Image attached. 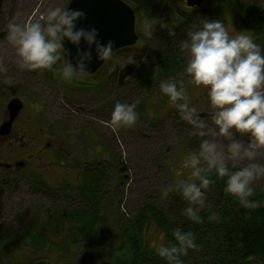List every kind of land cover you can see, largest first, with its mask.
Here are the masks:
<instances>
[{
  "label": "flooded vegetation",
  "instance_id": "1",
  "mask_svg": "<svg viewBox=\"0 0 264 264\" xmlns=\"http://www.w3.org/2000/svg\"><path fill=\"white\" fill-rule=\"evenodd\" d=\"M38 1L0 0V62L7 67V72L0 73V264H93L94 259L100 260L106 254L102 251L104 230L101 227L106 182L111 177L128 179L129 170L123 166L125 158L118 146L106 143L104 129L98 125L105 123L101 116L97 118L96 126L89 123L85 128L83 138L79 139L81 148L76 152L67 131L72 124H67L63 131L61 124L56 125L46 113L43 114L49 104L45 99L54 92L58 93L52 74L33 71L38 73L40 86H45V90L31 88L24 70L16 63L15 50L4 39L9 18L16 16L20 23L36 18L33 11ZM71 1L61 6L69 7ZM205 1L189 7L191 11L185 12L182 21L168 29V34L165 33L159 42L153 44L152 41L147 58L141 60L136 52L141 35L134 12L138 41L118 49L111 59L125 56L122 59L125 66L111 68L112 61L109 60L95 73L76 78L100 74L95 93L101 92L105 79L111 80V85L117 82L115 87L119 95L114 94V105L117 101L133 102L126 101L127 96L141 98L136 107L141 121H147L152 115L149 106L154 104L161 110L156 117L151 116L152 119L161 122L170 116L178 131L192 127L177 115L168 97L160 91L159 84L170 77L177 81L187 79L186 62L178 55L179 51L175 48L172 51V47L177 44L176 47L180 48L181 28L194 30L197 22L202 26L203 15L196 9ZM52 6L50 1L48 7ZM249 16L264 26V17L259 13L252 12ZM63 54L69 62L67 52L63 50ZM196 87L203 86L188 85L189 102L199 111L209 109L211 106L204 88L198 94ZM123 89L127 92H121ZM194 94L198 97L194 98ZM30 96H33L31 111L34 115L25 116ZM103 99L102 92L97 96V114L103 113ZM13 100L21 101L23 109L12 120L8 105ZM131 128L124 132L128 131L126 135L133 139L135 126ZM157 129L161 128L153 130ZM72 164H77V171L71 170Z\"/></svg>",
  "mask_w": 264,
  "mask_h": 264
},
{
  "label": "clouds",
  "instance_id": "2",
  "mask_svg": "<svg viewBox=\"0 0 264 264\" xmlns=\"http://www.w3.org/2000/svg\"><path fill=\"white\" fill-rule=\"evenodd\" d=\"M84 16L80 9L56 6L23 23L17 22L16 16L10 17L4 39L15 50L19 69L52 70L57 66L60 78L70 82L89 71L93 51L97 61L111 60L114 41L102 43L95 27H77ZM186 37L179 47L188 55L184 68L187 79L162 80L160 91L168 97L177 115L192 126L190 135L207 137L206 119L189 102L188 96L189 84L203 86L212 109L208 115L218 129H212L211 135L222 136L229 142L221 144L216 139H201L198 149L181 165V169H190V177L174 180L162 189V197L178 192L187 202L182 214L194 223H203L201 212L210 208L206 190L216 179L225 180L223 191L242 207L264 206V201L252 199L253 182L264 178V163L257 160L264 150V50L245 31L231 35L220 19H204L202 26L187 31ZM65 42L76 49L74 62L58 66ZM81 42L86 47L81 48ZM5 72L7 67L0 62V73ZM138 103L139 100L117 101L111 112L113 128L133 127L138 119ZM236 134L246 137V142L236 138ZM244 161L247 163L238 166ZM219 218L215 211L207 216L210 222ZM172 237L173 240L160 242L155 253L167 264H184L181 257L187 255L189 249L199 247L195 234L176 227Z\"/></svg>",
  "mask_w": 264,
  "mask_h": 264
},
{
  "label": "rangeland",
  "instance_id": "3",
  "mask_svg": "<svg viewBox=\"0 0 264 264\" xmlns=\"http://www.w3.org/2000/svg\"><path fill=\"white\" fill-rule=\"evenodd\" d=\"M50 1L52 2V7H62L61 5H66L69 0H39L33 14L38 17L40 13L45 12L50 8L48 7ZM123 1L133 9L137 16V30L141 35V41L136 49L138 60L146 59L147 50H150L148 48L151 42L153 41V44L159 42V39L165 35L168 29H173V27L182 21L185 12L191 11L187 6L188 0ZM45 2L47 5H45ZM231 4L233 7L240 9L241 12L232 14L226 3L219 0H206L196 10L203 15V20L206 18L222 20L231 35L245 31L264 50V26L255 22L249 16L252 9L253 11L257 10L256 13L259 12L260 16L264 17V0H231ZM196 24L197 26H195L194 30L201 26L198 22ZM181 29V39L184 40L187 38L186 33L188 29L185 27ZM178 51V55L187 63V53L182 52L180 48ZM123 58L125 56H116L115 59L111 60L112 62L109 64V67L116 69L118 66L124 67ZM67 62V57L62 54L58 66H62ZM56 67L54 66L52 70H41L42 72L48 71L52 74L54 83L57 85L53 84L58 91V93L54 92V94L45 99L46 103L48 102L49 104L47 112L45 108L43 114L46 113L51 120L55 121L56 125L61 124L63 131L67 124H72V127L67 131L70 142L72 141L76 152L81 148L79 139L83 138L85 128L88 127L89 123L96 126L97 118L101 116V119H104L105 123L104 125H98L100 126L99 128L104 129L106 143L118 146L122 157L125 158L123 166L129 170L128 179L122 180L118 178L116 180V178L111 177L106 182L105 191L103 192L105 196L104 220L101 224L104 230L102 251H105L106 254L100 260L94 259L93 264H127L124 261L132 262L136 258L139 248L141 251L146 249L149 250V253H155V247L160 242L167 241L166 235L156 227L155 223L143 226L141 232L137 233L136 241L138 245L135 246L129 243L130 237L126 235V230L124 232V229L129 224H136L145 206H152L153 204L158 208H164L171 202L173 195H180L178 192H175L163 198L162 189L172 184L176 179H188L190 177V169H181V165L186 157H189L193 151L198 149L201 139H216L221 144L229 142L222 136L212 137L211 130L216 129L218 131V129L208 115L212 110L211 107L200 111L201 115L206 119L207 128L205 131L208 132L207 137L190 135L192 127L178 131L177 128L173 127L175 121L170 116H166L161 122H158V119H152L151 116L156 117V113L159 115L161 110V108H155V105L152 104L149 106L151 109L149 111L152 115H150L147 121H141L138 116L137 122L134 125L135 131H132L135 132V136L131 139L126 135L129 132L126 131V134L124 132L129 129L124 127L115 129L111 125L114 94L115 96L119 95L117 94L119 93L117 87H115L117 82L111 85V80L105 79L101 92L95 93V89L97 90L95 88L97 84L96 80L100 74L85 79L75 77L69 82L60 78ZM33 71L39 70H24L25 78L30 82L31 88L36 87V89L44 91L45 89L43 88L45 86L43 88L40 86L38 73H33ZM41 78L43 79V75H41ZM115 79L117 81V76ZM202 89L203 87L195 88L198 94L203 91ZM102 92L105 108L103 113L97 114L99 109L97 96ZM121 92H127V89H123ZM193 97L197 98L198 95L194 94ZM140 99H136L135 95L126 97V101L130 102L135 100L140 101ZM27 101L29 109L24 115H34V112L31 111V108L34 106L33 96L27 98ZM154 128L161 129L153 130ZM236 138L241 139L242 142H246L247 139L246 137H240L238 134H236ZM129 139L131 141L126 142ZM257 160L260 163H264V150H261ZM244 163H247V161L242 162L238 166H243ZM76 165L72 164V171L78 170ZM252 186L255 191L263 189L264 178L254 181ZM93 206H96V204ZM122 241H126L128 244L125 245Z\"/></svg>",
  "mask_w": 264,
  "mask_h": 264
},
{
  "label": "trees",
  "instance_id": "4",
  "mask_svg": "<svg viewBox=\"0 0 264 264\" xmlns=\"http://www.w3.org/2000/svg\"><path fill=\"white\" fill-rule=\"evenodd\" d=\"M153 0H148V2ZM226 3L233 14L241 12L232 6L231 0H219ZM251 13L256 11L250 10ZM259 13V12H258ZM251 15V14H250ZM178 51L177 44L173 45ZM176 52V51H175ZM226 179V178H225ZM225 180L216 179L206 190V202L210 208L201 212L203 223H194L182 214L187 206L181 196L173 195L171 202L164 208L145 206L135 225L124 229L132 246L138 245L137 233L144 225L155 223L168 240H173L172 230L180 227L191 230L196 237L197 249H189L181 259L184 264H264V206L256 209L242 207L238 201L223 191ZM252 199L264 201V188L255 191ZM219 213V220L209 221L210 212ZM124 238V237H123ZM133 238V239H131ZM125 245L128 243L122 241ZM127 264H167V262L149 250L139 248L136 258Z\"/></svg>",
  "mask_w": 264,
  "mask_h": 264
},
{
  "label": "water",
  "instance_id": "5",
  "mask_svg": "<svg viewBox=\"0 0 264 264\" xmlns=\"http://www.w3.org/2000/svg\"><path fill=\"white\" fill-rule=\"evenodd\" d=\"M203 0H188L189 7L200 5ZM80 9L85 13L83 19L77 22V27H95L98 29V38L102 43L108 40L114 41V52L118 49L132 46L137 43L138 35L135 31V14L133 9L123 0H72L69 7ZM86 45L81 42V48ZM64 51L69 56V62H74L75 47L65 42ZM104 62L95 59L89 65V71L85 75L95 73ZM12 120L23 109L21 101L13 100L8 105Z\"/></svg>",
  "mask_w": 264,
  "mask_h": 264
}]
</instances>
